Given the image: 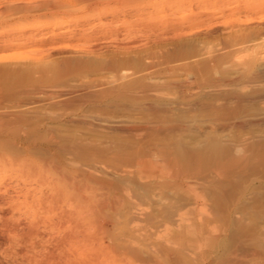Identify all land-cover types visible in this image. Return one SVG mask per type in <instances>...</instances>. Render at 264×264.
<instances>
[{"label":"rangeland","instance_id":"obj_1","mask_svg":"<svg viewBox=\"0 0 264 264\" xmlns=\"http://www.w3.org/2000/svg\"><path fill=\"white\" fill-rule=\"evenodd\" d=\"M34 1L42 0H0V120L27 131L41 130L49 139L65 135L67 144L73 146L60 152L73 154L77 161L68 184L83 187L62 200L47 202L37 196L52 191L50 186L56 188V171L50 172L49 183L21 169L16 173L1 171L0 264H130L122 248L126 239L144 245L149 252L146 264H264V122L221 128L210 97H205L207 101L203 99L196 110L170 107L166 113L163 109H156V113L132 110L119 101H110V97L71 102L51 92L82 83L101 87L112 78V66L139 72L153 64V78L147 82L159 79L169 83L159 89L160 93L173 95L183 89L193 95L197 90L194 81L189 80V87L185 78L192 59L189 55L213 52L224 44L237 47L264 41L262 37L242 41V0H230L240 8L214 20L218 26L215 31L199 26L193 36L180 38L166 33L156 40L150 32L148 45L140 48L132 47V36L126 34L131 23L178 22V15L188 9L149 0L140 10L129 0H114L102 15H52L35 8ZM64 31L71 32L63 35ZM91 49L96 52L55 80L50 65L60 67L65 56ZM179 61L182 67H168ZM211 66V74L225 70ZM247 68L242 65V73ZM244 88L246 82H242ZM37 96L42 100L33 102ZM241 110L242 116L264 114V101H242ZM88 115L132 127L101 126L87 121ZM142 117L156 122L141 126L138 119ZM192 120L196 128L177 139L179 127ZM199 130L206 137L222 131L229 134L217 146L219 152L237 154L236 143L251 141L253 146L242 151L244 165L222 177L212 168V157L206 151L204 171L181 178L177 175L175 180L169 173L161 176L133 163L134 154L141 151L148 159L158 157L151 150L155 145L172 155L180 151L190 156L196 152L193 148L207 145ZM20 155L33 157L23 147ZM92 165L101 167L102 172L94 177H102L105 183H93L89 174ZM202 195L207 206L201 213L196 206ZM107 198L111 203L103 204ZM138 208H142L141 214L136 217ZM185 210L187 220L178 225V214ZM166 225L169 230L159 235ZM94 226L103 227L98 230L97 241L87 238ZM81 231L86 235L81 236ZM99 243H113L117 250L111 258L95 262Z\"/></svg>","mask_w":264,"mask_h":264},{"label":"bare ground","instance_id":"obj_2","mask_svg":"<svg viewBox=\"0 0 264 264\" xmlns=\"http://www.w3.org/2000/svg\"><path fill=\"white\" fill-rule=\"evenodd\" d=\"M163 1H167V6L169 7L181 5L187 8L188 12L178 15L180 19H178V22L131 23L126 29V34L132 36V47L140 48L147 46L151 40L150 32L154 35L153 39L156 40L163 36L166 37V33H174V36L180 38L181 36H193L196 34L199 26H204V28L209 31H215L218 26L212 23L214 20L220 16L229 14L228 11H236L240 8L237 5H231L232 3L230 0ZM113 2L114 0H42L38 2L34 1L33 6L39 9V11L43 9L44 13L52 15L82 12L90 13L91 15H102L107 11L106 8L109 5H111V7L113 6ZM128 2L131 5H135L138 9L144 10L149 0H129ZM242 14L245 17L240 23L242 26L244 25V27H242V41L251 42L256 37L264 38V0H242ZM70 32L71 31H64L62 33L63 35H67ZM76 34L78 33H73V35ZM95 52V49H91L78 55L65 56L61 60L62 63L60 62V67L57 65H50V67L52 66L55 80L57 77L61 76L63 71H67L73 68L76 64L87 60L90 56L89 54H94ZM189 57L192 59L189 60V62L187 61L188 64L186 63L187 73L185 78L188 84L189 80L193 79L194 81L193 87L197 88V90L195 93L193 92V95H188L183 89H181L180 93H173V95L160 93L159 91L169 83L160 81L159 79L147 82V79L153 78L154 72L151 69L154 67L153 64L146 66L139 72H129L126 68H114V66H112L115 71H113L114 74L112 75V78L109 81L107 80L106 83L104 82V84L98 88H95L94 85L82 83L70 85L68 89H60L57 91L50 90H52V93H56L57 96L62 97L64 101H81L86 97L89 101L95 102L103 97H110V101H119L121 106L123 105L132 110L146 109L150 110V112L155 110L156 113V109L161 111V109H170V107L183 111L196 110L205 97L206 99L207 97H210L211 99H208L209 101H212L210 107L215 109L214 111H216L215 115L218 118V125L221 126V128L229 129L233 126L255 125L264 122V114L259 113L250 116H242L241 110L242 101H264V41L254 44H242V46L240 45L237 47L224 44L221 45L220 48L213 50V52L206 51L202 54L200 53V55H189ZM180 60H182L181 57ZM182 64L183 63L179 61V63L172 65L169 64L168 67H182ZM211 65L222 66L225 70L217 74L216 72L211 74L209 68ZM242 65L248 67L243 73ZM242 82L247 83V88L242 89ZM40 96H37L33 102L41 101L42 97ZM110 101L108 100V102ZM209 104L210 102L208 103V107ZM208 107L206 108L208 109ZM85 119L101 126L109 124L113 127H132L131 124H125L118 121L108 123V120L100 119L99 117L94 118L89 115L85 116ZM138 122L139 125L144 126L153 121H149L147 118L142 117L138 119ZM154 122L153 124H155ZM136 126L138 125H135V127ZM195 126L194 120L182 124L179 127L180 132L176 135V138L181 139L185 133L195 129ZM24 129L21 125L18 126V124H14V126H11L0 120V174L2 173L1 171H13L16 173V171L21 169L23 172H27V174L32 175L36 179H40L41 181H44V183H49L50 172L52 170L56 171L55 182L52 181L55 183L54 186H56V188L50 186L52 191L45 190V192H41L40 195L37 196L38 199H43L47 202L62 200L63 197H67L77 189L83 187L82 185H79L77 188H74L68 184L72 172L77 170L73 169V167H77V161L73 154H68L65 151L63 153L60 152V150L72 148L73 146L72 144H67L65 135L58 136L56 139H49L46 133L41 130L27 131V129H25L26 131H24ZM37 129H39V127ZM201 131L202 130H199L201 135L205 136V132ZM228 136L229 134L223 131L215 136L213 135V137L205 136V141L207 143L206 147L199 149L196 148V150L193 148V152H196L190 156H184V153H181L180 151H178L179 153L174 151V155H172L167 153L166 150L159 149L160 146L155 145L151 150H155L153 154L158 157H149L148 159L146 158V155H144L145 151H141L138 155L134 154L133 163L138 167H144L152 172L158 171L161 176H165V174L169 173L175 178V180H178L177 175L181 178L189 174L195 175L204 171L203 163L206 154L205 152L208 151L212 157L211 164L213 167H211L215 169L218 175L225 177L237 169L239 170V168L244 165L246 159L244 158L245 156L242 155V151L246 146H253L250 143L251 141L249 144H242V142H239L234 145V151L237 154L232 152H219L217 146L221 141L225 139L227 140ZM22 147L30 150L33 157H22L20 155ZM9 154L15 156L9 157L7 156ZM100 172H102L101 167L97 165L90 166L89 174L93 177V183H105L102 177H94L96 173ZM192 184L194 185L196 183ZM110 201L111 199L107 198L103 201V204H110ZM198 201L200 203L198 202L196 207L201 213L202 211L205 212L207 202L203 195L199 197ZM141 209L138 208L135 211L136 217L141 214ZM186 214H188L186 210L185 212L182 211L178 214V225L187 220ZM132 223L134 230L137 231V218H134ZM77 226L81 227V225ZM98 230L100 232L103 230V227L94 226V231L89 233L87 238H92L93 241H97L99 239L97 238ZM168 230L169 227L166 225L159 230L158 233L159 235H163ZM80 235L85 236L86 233L81 231ZM125 241L127 242L123 243L122 248L123 252L127 254L129 263L136 264L137 262H140L141 264H146L149 252L144 245L141 243L139 244L137 240L126 239ZM98 248L99 256L97 257L99 259H95V262H102L107 257L111 258L117 250V247L113 243L106 246L100 244Z\"/></svg>","mask_w":264,"mask_h":264}]
</instances>
